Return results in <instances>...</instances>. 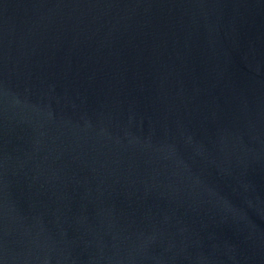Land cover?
<instances>
[{
    "label": "water",
    "instance_id": "water-1",
    "mask_svg": "<svg viewBox=\"0 0 264 264\" xmlns=\"http://www.w3.org/2000/svg\"><path fill=\"white\" fill-rule=\"evenodd\" d=\"M0 264H264V0H0Z\"/></svg>",
    "mask_w": 264,
    "mask_h": 264
}]
</instances>
